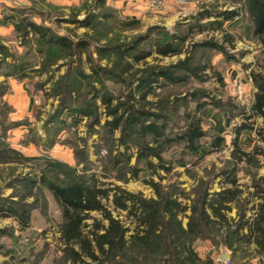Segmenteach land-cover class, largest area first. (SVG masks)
<instances>
[{
    "label": "trees",
    "instance_id": "trees-1",
    "mask_svg": "<svg viewBox=\"0 0 264 264\" xmlns=\"http://www.w3.org/2000/svg\"><path fill=\"white\" fill-rule=\"evenodd\" d=\"M97 1L99 6L105 2ZM241 3L245 9L244 15L253 24L255 38L264 44V0H242ZM29 10L20 5L6 6L3 10L0 27L11 23L18 42L31 50L17 54L14 46L8 45L0 32V73L23 79L31 76L32 72L44 73L45 61L73 53H78L81 60V54L87 52L90 63V72H85L81 63H77L78 59H73L58 80L65 92L55 112L44 123L47 133L44 137L38 132L31 133L37 139L30 142L43 140L41 144L51 147L61 129L70 125L69 119L73 122L86 119L88 131L95 132V127L100 126L114 143L107 155L99 157L102 160L101 174L95 171L97 163L90 158L87 146L76 152L75 164L46 155H24L8 140L10 130L23 123L10 117L14 108L3 99L9 92V86L6 81L0 82V163L31 162L36 168L14 178L11 185L21 188L23 192L19 194V199L0 196V215L18 220L24 230L30 225L32 211L41 206L38 200L43 190H47L60 210V264H224L211 255H200L196 244L201 239H210L232 249L241 242H252L262 253L264 175L258 178L254 175V193L242 197L244 190L233 177L235 166L224 167L221 174L225 175L231 186L212 193L207 181H200L201 187L193 191L195 197L190 204L180 199L186 193L177 185L164 189L153 179L147 180L157 195L148 198L142 192H132L120 184L104 180L114 172L118 179L127 182L131 178H138L142 171L154 174L159 169L170 170L164 154L173 147L180 146L197 158L201 140L207 134L198 112L208 105L224 111L231 122L234 116H245V121L234 127L237 139L232 151L233 160H245L256 167L259 165L256 153H262L263 149L257 147L253 152L246 151L240 146L238 138L241 132L255 129L264 141V124L255 128L254 123L250 122L256 116L264 118V71H251V79L257 90L249 109L213 96L205 89L196 88L185 93L162 92L164 88L186 85L192 81L206 82L212 75L224 85L221 73L214 70L210 59H205L206 53L222 52L227 58L235 59L227 49V43L234 47V36L225 31L224 23L239 12L225 10L206 24L200 20L210 17L211 11L200 13L194 18L197 19L195 23H190L189 30L193 32L195 27L200 31L218 28L224 32L223 40L212 36L191 41L184 58L163 65L150 63L147 59L153 52L162 57L181 53L182 43L186 42L189 32L171 33L155 24L144 34L98 45L87 37L72 39L50 25L36 22ZM106 20L117 23L118 16L110 12H89L82 19H72L80 26L89 28L84 36L89 34L90 29H101ZM33 45L36 46L35 50ZM94 51L99 59L110 60V64H99L93 57ZM29 52L33 56H42L43 64L41 62L37 67V63L28 60L26 56ZM110 80L118 88L109 86ZM116 88L119 89L117 92ZM151 95L154 97L151 98ZM191 101L195 102L193 110L190 109ZM103 116L105 121L102 123ZM224 141L225 136L214 135L210 146L220 149ZM133 154H136V159L132 164ZM250 195L258 196L261 201L256 205L255 212L247 217ZM28 196H33V201L29 202ZM232 203H236L238 209L237 220L228 215ZM110 207L127 212L128 219L134 223L132 233L129 234L130 226L114 216ZM187 210H190V214L185 226L180 215ZM94 211L99 212L100 216L92 215ZM88 219L92 221L88 222ZM215 233L220 234V239L216 238ZM3 236L11 239V245L4 253L10 259L24 263L34 255V262L38 264L43 257L44 249L35 251L34 244L20 242L21 233L16 234L14 228L0 227V238ZM30 239L34 242V239ZM4 247V244H0V251Z\"/></svg>",
    "mask_w": 264,
    "mask_h": 264
},
{
    "label": "rangeland",
    "instance_id": "rangeland-1",
    "mask_svg": "<svg viewBox=\"0 0 264 264\" xmlns=\"http://www.w3.org/2000/svg\"><path fill=\"white\" fill-rule=\"evenodd\" d=\"M163 1V0H162ZM183 8L188 9V15L179 18L173 23L157 24L163 26L166 30L172 32H179L187 35L186 42L182 43V52L173 56H158L156 52H153L148 57L150 63L169 64L177 61L180 58H184L187 53L188 44L191 41L201 40L205 38L216 37L220 41L223 40L224 32L218 28L206 30H198L197 27L193 28V32L189 30L190 23H195L194 18L203 11H211V13H222L225 10H237V15H244L245 9L242 6V0H213L212 2H203L198 4V8L193 10L191 7V1L181 2L178 0ZM3 7L20 5L30 8L32 18L39 23H45L50 25L59 33L69 35L72 39H79L80 37H87L92 39L91 41L102 45L106 41L112 40H127L135 35L144 34L147 32L151 25L136 24L134 26H127L126 20L123 18L119 10L113 4V0H105L102 6H99L97 0H2ZM164 3V1H163ZM97 4V5H95ZM165 7V4H164ZM89 12H110L118 16V21L113 22L106 20L101 29H90L89 34H85L88 31V27L80 26L78 23L73 22L74 17L78 19L84 18ZM116 13V14H115ZM214 18H202L201 23L206 24L208 21ZM222 19V18H220ZM248 21V19H245ZM225 24V23H224ZM155 25V24H154ZM225 29V27H224ZM225 31H227L225 29ZM191 32V33H190ZM234 47H231L227 43L228 52L235 56V59L227 58L222 52L206 53L205 59H210L213 64L214 70L221 73L224 78V85H221L217 77L212 75L206 82L192 81L186 85H177L170 88L162 89L163 93L175 92L185 93L192 89H205L210 92L211 95L217 96L225 101H231V103L238 105V107H245L249 109L252 102V96L256 92L255 87L251 79V71H264V44L259 39L254 44L251 41L244 40V36L239 34H233ZM35 43V41H34ZM14 46V45H13ZM33 50L36 46H32ZM17 54H23L27 49H30L27 45H22L16 39V44L13 48ZM31 50V49H30ZM29 55L26 58L34 63H37V67L42 62V56ZM78 53L71 55H65L64 57H54L50 61H45L46 69L44 73L32 72L33 80L30 82L29 88L34 94L35 105L34 109H29V112L22 114L23 123L21 127L11 130L8 134V140L12 145L19 149L24 155L28 156H41L46 155L50 157H56L69 164H75V154L81 150L84 146H87L90 158L97 163L95 171L101 174L102 160L100 156L107 155V151L113 146V139L107 137L103 129L100 126H96L95 132L88 131L87 120L82 119L78 122H73L69 119L68 126H65L57 135V141L53 145L44 146L39 143L30 142L32 139H37L35 136H31L34 132H38L43 137L47 133L44 129V123L55 112L58 106L61 96L64 94L65 89L59 83V78L67 71L69 65H71L73 59H78ZM94 59L99 61V64H110V60L107 58L99 59V55L94 51ZM78 59V64L81 63V67L85 72H90V63L88 61L87 52H83ZM43 64V62H42ZM240 67V68H237ZM243 69L246 75L235 77L233 72L235 69ZM246 78H245V77ZM244 77V78H243ZM250 79L254 88H249ZM250 84V85H251ZM108 85L111 87H117L111 80L108 81ZM118 88V87H117ZM115 89V92L119 89ZM154 97L153 95L150 96ZM101 105V101L99 100ZM195 102L191 101L190 109L193 110ZM103 109V107H101ZM100 109V110H101ZM208 109V110H206ZM240 109V108H236ZM211 111L208 113L207 111ZM224 112L212 105H208L203 110H200L198 114L203 119V126L206 129V136L201 140L202 146L199 151V156L193 157L188 152L182 150V147H173L164 154L166 165L170 167V170L159 169L158 173H151L149 171H142L138 178H131L127 182L122 179H118L115 175L110 174L104 180L107 182H114L120 184L132 192H142L145 197H156L154 189L151 187L147 180L153 179L160 183L162 188L167 189L171 185H177L183 189L186 193L185 196H181L180 199L183 203L190 204L195 197L194 190L201 187V182L207 181L209 185V191L215 192L221 190L223 187L231 186L227 181L225 175L221 174V170L224 167L235 166L233 177H235L238 183L243 188L244 192L242 197H246L249 193H254V187L252 186V177L255 175L257 178L264 175V141L259 137L255 129L245 130L241 132L238 142L240 146L246 151H255L256 148H262V153H256L259 161V165L256 167L247 163L245 160H239L234 162L232 151L235 149L236 133L234 127L243 121L245 116H234L231 126L223 131L225 141L220 149H212L210 144L213 140V136L217 135L220 131L217 119L214 113ZM238 113V112H237ZM212 115V116H211ZM105 121V117H102V123ZM183 121V120H182ZM254 123L255 128H259L264 124V118L256 116L250 120ZM33 129V130H32ZM32 133V134H31ZM118 134V133H117ZM29 141V143H26ZM136 154L132 155L131 163L133 164L136 159ZM234 163V164H233ZM33 163H17V162H1L0 163V196H13V198L19 199V194H23L21 188H15L13 180L17 176L28 173L35 166ZM202 179V180H201ZM201 181V182H200ZM200 182V183H199ZM12 184V185H11ZM15 185V184H14ZM16 185H20L16 183ZM21 186V185H20ZM39 192V191H38ZM33 196H28L29 202L33 201ZM250 202L247 204V217H250L254 212L256 205L261 199L253 195L249 196ZM41 204L40 207L35 208L32 211V219L30 225L24 230L21 229V225L18 220L13 217H4L0 215V227L1 228H14L16 234L21 233V241L25 244H34L36 249L43 250L44 254L38 264H60V257L62 254L61 241L59 239L60 232L59 220L60 210L57 207L53 197L47 190H43L42 196L38 200ZM232 209L228 212L229 217L238 219V209L236 203L231 204ZM113 215L124 220L131 230L129 234L133 232L134 223L127 217V212L123 210H115L112 207ZM190 214V210H187L185 214H181L183 224L186 226L188 222L187 215ZM94 216H100L99 212H92ZM128 219V220H127ZM92 219H88L91 222ZM246 232V229L244 230ZM216 238L220 239V234L215 233ZM29 238L34 239V242ZM47 243V245H46ZM0 244H4L5 247L0 251V264H36L34 261V255L30 256L27 262L21 263L10 259L9 255L4 254L7 247L11 245V239L7 236L0 238ZM23 247V245H21ZM196 249L201 256L211 255L217 261H222L224 264H233L234 258L248 259L252 254H257L264 259V251L258 252L255 243L241 242L237 248L232 249L221 243H215L210 239H201L196 244ZM224 251L228 257L225 261L220 259V253ZM24 255V254H23ZM26 255V254H25ZM23 257V256H22Z\"/></svg>",
    "mask_w": 264,
    "mask_h": 264
},
{
    "label": "crops",
    "instance_id": "crops-1",
    "mask_svg": "<svg viewBox=\"0 0 264 264\" xmlns=\"http://www.w3.org/2000/svg\"><path fill=\"white\" fill-rule=\"evenodd\" d=\"M114 5L117 10H119L123 18L127 21L126 25L134 26L136 24H145V25H154V24H166L173 23L179 18H182L188 15L187 10L183 8L182 4L178 0H163L165 7L161 11H157L152 9L149 6L150 0H113ZM213 0H192L191 5L192 9L195 10L198 8L199 3L203 2H212ZM3 2L0 0V17L3 15ZM218 13H211L210 17L206 18H214ZM247 19L246 15H235L230 19L225 21L224 27L225 29L233 34H239L240 36H244V40L251 41L253 44L258 42L257 38H255L253 34V24L251 21L245 20ZM0 32L4 38H6L8 45L16 44V36L14 33V26L11 23L3 25L0 27ZM240 68V67H237ZM235 77H242L246 75L244 70L235 69L233 72ZM245 77V76H244ZM243 77V78H244ZM247 77V76H246ZM245 77V78H246ZM33 76H28L23 79H20L16 76H8L6 77L4 74L0 73V82H7L9 86V92H7L3 99L13 106L14 111L10 113V117L12 120L21 121L23 118L22 114L25 112H29V109H34L35 98L34 94L29 88L30 82L32 83ZM249 83V88H254V85L251 84L250 79L247 81ZM251 84V85H250ZM208 110V109H206ZM211 113V111H207ZM216 116V121L219 125L220 131L217 135H222L223 131H226L229 126H231L230 118L225 112H217L214 113ZM212 116V115H211ZM19 125L17 127H21ZM12 128L13 129H16ZM10 130V132H11ZM9 132V133H10ZM223 136V135H222ZM11 143V141H10ZM12 144V143H11ZM13 146V145H12ZM56 158V157H55ZM233 264H264V259L261 258L257 254H252L248 259H240L234 258Z\"/></svg>",
    "mask_w": 264,
    "mask_h": 264
},
{
    "label": "built area",
    "instance_id": "built-area-1",
    "mask_svg": "<svg viewBox=\"0 0 264 264\" xmlns=\"http://www.w3.org/2000/svg\"><path fill=\"white\" fill-rule=\"evenodd\" d=\"M181 2H186L187 0H180ZM149 6L157 11H161L164 8V3L162 0H150Z\"/></svg>",
    "mask_w": 264,
    "mask_h": 264
},
{
    "label": "water",
    "instance_id": "water-1",
    "mask_svg": "<svg viewBox=\"0 0 264 264\" xmlns=\"http://www.w3.org/2000/svg\"><path fill=\"white\" fill-rule=\"evenodd\" d=\"M227 257H228V255H227L226 252L222 251V252L220 253V259H221V260L225 261V260L227 259Z\"/></svg>",
    "mask_w": 264,
    "mask_h": 264
}]
</instances>
